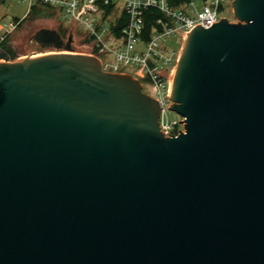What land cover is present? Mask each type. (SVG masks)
Returning a JSON list of instances; mask_svg holds the SVG:
<instances>
[{"label": "water", "instance_id": "95a60500", "mask_svg": "<svg viewBox=\"0 0 264 264\" xmlns=\"http://www.w3.org/2000/svg\"><path fill=\"white\" fill-rule=\"evenodd\" d=\"M231 6L183 41L173 136L72 34L0 61V264H264V0Z\"/></svg>", "mask_w": 264, "mask_h": 264}, {"label": "built area", "instance_id": "2783aa9c", "mask_svg": "<svg viewBox=\"0 0 264 264\" xmlns=\"http://www.w3.org/2000/svg\"><path fill=\"white\" fill-rule=\"evenodd\" d=\"M28 7L43 3L64 12L87 30L93 41L92 54L100 61L103 71L120 72V66L133 68L132 75L146 82L151 95L160 106L159 129L165 136L184 131V119L171 110L170 85L186 35L197 25L208 27L223 17L220 13L224 0H196L174 7L167 0H21ZM232 1V0H231ZM116 3L122 4L126 21L116 37L111 34L106 11ZM149 7L163 13L147 38H143V12ZM90 15L95 17L91 18ZM98 15V16H97ZM18 22V21H17ZM10 23V22H8ZM9 31H1L0 44ZM179 36L181 45L167 47L171 37ZM100 54L113 57L112 61L100 60ZM8 52L0 45V61H8Z\"/></svg>", "mask_w": 264, "mask_h": 264}, {"label": "rangeland", "instance_id": "374dc122", "mask_svg": "<svg viewBox=\"0 0 264 264\" xmlns=\"http://www.w3.org/2000/svg\"><path fill=\"white\" fill-rule=\"evenodd\" d=\"M196 1L201 6L202 2L200 0ZM117 6L119 7V5ZM28 10V4L22 2L21 0H6L4 3H0V28L1 31H9L6 38H9V44H11L15 50L17 55L15 59H24L28 57H36L48 53L64 51L63 49H55L52 47L44 48L33 42L31 40V36L36 30L40 28H51L58 30L61 33L64 41L67 40L69 34H72L71 44L73 52L92 54L93 41L90 39L88 41L83 40V38L87 37L88 32L86 28H82L78 23L74 22L75 20L68 19L62 10H59L56 7H51L49 11L43 12L41 15H31V17L29 16V18H26L22 21H15L14 17H18L21 20L26 16ZM117 11L118 10H115L114 13ZM220 13L228 20L233 22L236 21V18H234L232 13L231 0H224L222 2V9ZM90 17L93 18L95 16L90 15ZM108 21L110 20H107V22ZM181 42L182 41L179 36L171 37L167 41V47L177 48L179 45H181ZM99 58L103 61L113 60V57L107 54H100ZM132 70L133 68L130 66H120V72L131 74ZM141 84L142 89L146 93H151L146 82L141 81Z\"/></svg>", "mask_w": 264, "mask_h": 264}, {"label": "trees", "instance_id": "16d2710c", "mask_svg": "<svg viewBox=\"0 0 264 264\" xmlns=\"http://www.w3.org/2000/svg\"><path fill=\"white\" fill-rule=\"evenodd\" d=\"M169 5L178 7L184 3H186L189 0H167ZM1 3V1H0ZM51 9V6L43 4V3H38L33 6H31L26 14V16L23 19H19L18 17H14L15 21H22L26 18L31 17V15H41L43 12H47ZM125 14V13H124ZM163 17V13L156 9L149 7L146 9L143 14H142V19H143V38H147L149 36V33L151 30L155 27V22L158 18ZM126 21V15L122 16L119 18L117 24L113 25L111 28L113 31H117L116 33L119 32L120 28ZM84 41H88L89 38L85 37L83 38ZM1 47L5 49L8 52L9 59H15L17 57L14 48L12 47L11 44H9V38H6L4 41L1 42Z\"/></svg>", "mask_w": 264, "mask_h": 264}, {"label": "crops", "instance_id": "0c3cea01", "mask_svg": "<svg viewBox=\"0 0 264 264\" xmlns=\"http://www.w3.org/2000/svg\"><path fill=\"white\" fill-rule=\"evenodd\" d=\"M0 1H1V3H4L6 0H0ZM117 5H119V7H118ZM115 10H118V11H117L118 13H117V12L114 13ZM113 13H114V14H113ZM106 14H107L106 20H110V21H108V22L110 23L111 34L114 35V36L116 37L117 35H119V32L116 33L117 31H113L111 27H112L113 25L117 24L119 18H121L123 15L125 16V14H124V12H123V10H122V4H117V3H116L115 5H113L112 7H110V8L106 11ZM111 15H112L113 17H112ZM108 18H110V19H108Z\"/></svg>", "mask_w": 264, "mask_h": 264}, {"label": "bare ground", "instance_id": "6f19581e", "mask_svg": "<svg viewBox=\"0 0 264 264\" xmlns=\"http://www.w3.org/2000/svg\"><path fill=\"white\" fill-rule=\"evenodd\" d=\"M133 76V75H132ZM134 77V76H133ZM136 78V77H135ZM139 80V79H138ZM141 82V80H139Z\"/></svg>", "mask_w": 264, "mask_h": 264}, {"label": "flooded vegetation", "instance_id": "af4514ba", "mask_svg": "<svg viewBox=\"0 0 264 264\" xmlns=\"http://www.w3.org/2000/svg\"><path fill=\"white\" fill-rule=\"evenodd\" d=\"M144 91V90H143Z\"/></svg>", "mask_w": 264, "mask_h": 264}]
</instances>
